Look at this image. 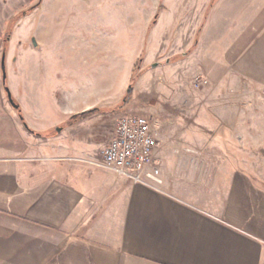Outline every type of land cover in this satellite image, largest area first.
Segmentation results:
<instances>
[{"label":"crops","instance_id":"1","mask_svg":"<svg viewBox=\"0 0 264 264\" xmlns=\"http://www.w3.org/2000/svg\"><path fill=\"white\" fill-rule=\"evenodd\" d=\"M46 1L10 30L5 54L9 89L25 122L9 100L3 71L4 33L18 11L0 13V264H264V173L241 171L239 158L190 155L189 149L231 147L220 137L206 146L191 139L209 129L199 123L183 127L185 141L179 144L170 135L180 127L162 121L155 150L159 188L100 164L99 152L110 139L100 142L104 130L93 125L97 114L69 121L114 94L120 48L112 56L99 49L90 24L67 40L60 28L64 0L48 6ZM6 4L0 0L1 8ZM225 53L227 66L218 69L205 63L189 68L183 60L169 67L179 72V82L192 74L235 89L250 83L264 89V9ZM51 58L64 70L58 77L66 105L58 117L46 112L39 79L36 87L26 83L24 100L17 79L24 62L38 60L44 70ZM222 94L219 107L209 97L210 108L186 115L227 117L231 110Z\"/></svg>","mask_w":264,"mask_h":264},{"label":"rangeland","instance_id":"2","mask_svg":"<svg viewBox=\"0 0 264 264\" xmlns=\"http://www.w3.org/2000/svg\"><path fill=\"white\" fill-rule=\"evenodd\" d=\"M5 1L7 4L0 7L2 15L18 13L8 23L4 39L18 22V15L40 5V0H35L33 5L22 9L27 0ZM53 1L47 0V6ZM263 9L264 0H64L60 28L67 34V40L90 24L91 30L98 32L99 49L112 56L120 48L119 61L115 60L123 72L116 90L96 106L101 111L96 112L93 125L104 130L100 132V142L111 139L118 120L126 114L148 116L158 142L157 132L164 125L163 120L180 127L181 132L170 135L179 144L186 135L181 128L199 123L210 131L191 134L193 141L206 146L210 139L220 137L232 145L225 150L211 145L202 150L204 153L189 149L190 155L239 158L242 164L237 166L241 171L264 173V89L252 83L235 89L192 74L179 82V72L169 67L181 60L195 69L204 63L214 69L227 66L225 51L249 29L252 17ZM44 11L42 8L37 11L40 18ZM28 20L25 17L22 22ZM29 28L37 31L38 22ZM24 30L28 31V27ZM46 63L43 70L38 68V60L28 65L24 62V73L21 71L17 78L22 86L20 97L26 99L27 82L36 87L39 79L46 93V112L58 117L63 115L66 105L61 100L65 96L58 77L64 75V70L58 69L52 58ZM185 69L186 66L184 72ZM132 83L133 89L128 93ZM222 93L231 110L227 117H197L195 112L193 116L186 115L192 109L198 113L201 108H210L209 97L214 98L213 106L219 107ZM155 159L159 161L156 156ZM210 167L217 171L219 165Z\"/></svg>","mask_w":264,"mask_h":264},{"label":"built area","instance_id":"3","mask_svg":"<svg viewBox=\"0 0 264 264\" xmlns=\"http://www.w3.org/2000/svg\"><path fill=\"white\" fill-rule=\"evenodd\" d=\"M159 142L151 119L126 114L116 125L109 143L99 152L100 164L134 183L159 188L163 183L155 150Z\"/></svg>","mask_w":264,"mask_h":264},{"label":"trees","instance_id":"4","mask_svg":"<svg viewBox=\"0 0 264 264\" xmlns=\"http://www.w3.org/2000/svg\"><path fill=\"white\" fill-rule=\"evenodd\" d=\"M34 8H35V7L33 6V7H31L30 9L23 11L20 15H18L17 20H19V19L25 17V16H26L27 14H29ZM9 37H10V35L8 34V36H6V38H5L4 54H6V51H7V45H8ZM141 61H142V59L139 61L138 65H137V69L139 68ZM137 69H136V70H137ZM3 71H4V73H5V68H4ZM133 83H134V82H133ZM133 83L130 85V88H129L130 90L133 89ZM4 86H5L6 91H8V89H9V85H8V82H7V76H6V77L4 76ZM11 99L14 101V105H15L17 111L19 112L21 118H22L23 121L25 122V119H24V116H23V113H22V109H21L20 104L14 99L13 96L11 97ZM99 111H101V110H100V108H97V107H95V108H91V109H89V110H85V111L80 112V113L76 114L75 116H73V117L70 119L69 123H74V122H77V121L83 120V119H85V118H87V117H89V116H91V115L96 114V112H99ZM28 128H29V127H28ZM29 130H31V129L29 128ZM31 131L34 132V133H36V134H38V135H42L41 133L35 132V131H33V130H31Z\"/></svg>","mask_w":264,"mask_h":264},{"label":"water","instance_id":"5","mask_svg":"<svg viewBox=\"0 0 264 264\" xmlns=\"http://www.w3.org/2000/svg\"><path fill=\"white\" fill-rule=\"evenodd\" d=\"M154 66H155V65H154ZM4 68H6V67H5V54H4V57H3V70H4ZM4 76H5V77L7 76V74H6V69H5ZM131 91H132V90L128 89V93H130ZM7 93H8V97H9L10 102H11L12 105L15 107V105H14V101L11 99L12 94H11L10 89H8ZM124 101H126V98L124 99ZM15 108H16V107H15ZM57 130L60 132V131H61V127H58Z\"/></svg>","mask_w":264,"mask_h":264}]
</instances>
